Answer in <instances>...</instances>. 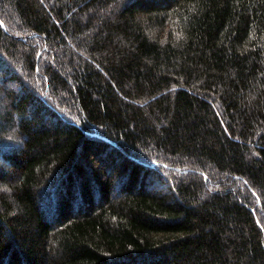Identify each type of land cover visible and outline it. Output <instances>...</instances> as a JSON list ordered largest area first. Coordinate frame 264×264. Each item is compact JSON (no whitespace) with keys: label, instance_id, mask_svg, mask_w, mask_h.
<instances>
[{"label":"trees","instance_id":"1","mask_svg":"<svg viewBox=\"0 0 264 264\" xmlns=\"http://www.w3.org/2000/svg\"><path fill=\"white\" fill-rule=\"evenodd\" d=\"M0 264H264V0H0Z\"/></svg>","mask_w":264,"mask_h":264},{"label":"rangeland","instance_id":"2","mask_svg":"<svg viewBox=\"0 0 264 264\" xmlns=\"http://www.w3.org/2000/svg\"><path fill=\"white\" fill-rule=\"evenodd\" d=\"M12 61H13L12 58L9 57L8 62H9V63H13ZM15 72L18 73V74L21 73V71H17V70H15Z\"/></svg>","mask_w":264,"mask_h":264},{"label":"snow or ice","instance_id":"3","mask_svg":"<svg viewBox=\"0 0 264 264\" xmlns=\"http://www.w3.org/2000/svg\"><path fill=\"white\" fill-rule=\"evenodd\" d=\"M176 35H177V39L182 38V33H177Z\"/></svg>","mask_w":264,"mask_h":264}]
</instances>
